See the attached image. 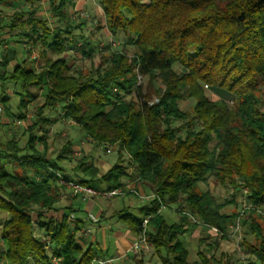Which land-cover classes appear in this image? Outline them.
Returning a JSON list of instances; mask_svg holds the SVG:
<instances>
[{
  "label": "trees",
  "instance_id": "obj_1",
  "mask_svg": "<svg viewBox=\"0 0 264 264\" xmlns=\"http://www.w3.org/2000/svg\"><path fill=\"white\" fill-rule=\"evenodd\" d=\"M40 1L0 0V7ZM69 3L48 0L52 16L65 27L50 43L47 20L36 8L0 17V46L3 35L43 45L38 71L17 65L5 72L6 62H0L1 82L34 87L43 98L24 131L25 144L19 147L11 139L2 148L8 150L0 152V212L8 215L1 225L0 264H92L97 257L77 241L85 221L71 219L72 209H63L56 218L45 216L56 211L58 195L50 182L58 177L55 166L35 149L39 143L46 148L44 126L50 119L44 111L56 104H61V119L73 122L95 145L114 146L127 156L126 165L119 154L103 174L82 158L77 170L89 180L77 183L120 188L121 177L132 169L151 186L155 198L139 208L138 217L129 211L118 216L134 235L149 217L145 236L160 264H229L212 253L217 243L210 242L205 231L215 228L226 234L241 208L227 212L229 206L239 207L233 198L217 202L208 190L202 191L199 186L210 179L246 192L251 209L241 210L247 216L241 225L250 240L244 239L243 246L253 256L249 264H264L258 213L264 214V0H98L104 28L112 38L124 35L123 48L129 46L132 52L101 54L99 64L87 73L71 72L62 57L71 34ZM80 50L85 59L95 55L89 42ZM138 77L147 80L146 86ZM204 86L222 90L231 101L211 100ZM33 98H20L18 120L24 119ZM184 101L193 104L182 110ZM7 163L21 168V174L9 172ZM27 168L49 169L52 175L35 181ZM160 205H174L179 221L168 223ZM191 218L205 226L194 262H188L181 238L183 224Z\"/></svg>",
  "mask_w": 264,
  "mask_h": 264
},
{
  "label": "rangeland",
  "instance_id": "obj_2",
  "mask_svg": "<svg viewBox=\"0 0 264 264\" xmlns=\"http://www.w3.org/2000/svg\"><path fill=\"white\" fill-rule=\"evenodd\" d=\"M93 2L96 4L98 3V0L90 1L91 4H93ZM13 7L14 8H11L10 10L0 7V17H5L7 19L14 13L31 11L33 9V7H28L26 9L24 4L22 3H17V5L16 6L13 5ZM35 8L39 10L38 11L39 14L37 15L47 20L48 27L50 30L63 27V25L59 24L57 22V19L54 18L51 12L46 8V0L41 2L39 5L38 4L35 5ZM66 10L68 14L69 26H70L72 33L82 36V38L86 39L87 42L92 43L93 48L95 50V55L93 56L92 59H85L84 57H82V53H80L79 51H76L78 52L79 58H74L73 60V59H70L71 58L70 56L67 57L66 60L69 63V67H71V72H75L77 70L83 73H87L90 69L95 68L99 64L101 54L108 55L109 53L119 52L122 49L123 50L125 49L127 51L126 53L130 56L132 52L131 48L129 46L127 48H123L124 47V37H125L124 35H119L118 38L116 39V38L109 37L108 32L102 31L101 24L103 23V21L101 19V15L99 17L95 16L94 14L91 15L90 12H87L85 9H76L74 6L72 7L70 3L67 5ZM84 39H82L81 41H83ZM48 41H50V39H47V42ZM18 43L19 44H15V46H16V49L21 51L20 52L21 56L19 58V65H23V63L20 64V61L22 59H25V52L24 50H22V46H21L22 43L20 42ZM82 43L83 42H80L79 47H81ZM69 44L70 43L68 42V45ZM40 46L41 45L39 44L35 46L31 44H25L23 46L26 50L30 51L29 56H32L35 58V60H33V63H31V65L34 69H36V71L39 70V66L41 65V58L39 54V50H41ZM69 53H71L69 55H72V52H69ZM50 57L53 60L56 59V56L54 57L50 56ZM24 66L27 69L30 68L29 63L27 64L25 63ZM138 80H139L138 81L139 83H143L144 86H146V83H147L146 79H143V80L138 79ZM8 86L9 85L7 84L0 83V100L6 96L8 97L6 108L11 113L16 112L17 105L19 103V99L21 95L32 94L34 97L32 102L29 104L27 108V117L25 120L13 122L11 124L10 130L8 129L6 130L2 128L0 130V145H3L4 143H6V141H8L9 139H13L14 141H16L19 147H22L25 144L26 138H27V136L24 135V131L26 130V127L31 124L30 119L34 118V114H35L34 108L38 105L43 104L42 91L37 90L36 88H33V87H28V86L24 87L20 83H17L16 85L11 84L10 86L12 87V89H9ZM203 89L207 97H209L211 100H217L218 98H220L223 101L230 102L232 99V96L223 92L222 90H218V89L210 90L209 88H203ZM153 100L156 101L155 98ZM191 104H193V101H184L180 104V109L186 110L191 106ZM59 106L60 107H57V109L55 110L56 116L59 115L61 104ZM0 108H2V104H0ZM44 115L47 117H51L52 115H54V113L52 112V109L51 111L47 109L44 111ZM71 123H72L71 121H67V120L65 121L62 119L58 123H50L44 126L45 142H46L45 149H46L47 155L50 154L51 158L57 155H60V154L64 155L63 157H68V159H71V161L73 160L72 162H70L71 164L75 163V161L81 158L95 161L97 163H99L98 160L100 161L110 160L112 161V164L115 162L114 160H115L116 155L114 153L116 151V147L109 146V145H105V146L95 145L89 139L86 140L84 133L78 127H71L72 125ZM41 132L42 131H40L38 135H42ZM76 132L78 134L73 135ZM67 143H71V146H68ZM73 147H76L74 149H80L79 151L81 152L78 151L79 153L75 155L73 153H63V154L61 153L62 149H65V148L73 149ZM37 148H38V145H37ZM48 161L52 162V160L50 159H48ZM60 166L65 167V165L63 164H60ZM98 169L101 174L104 173V170L101 168L100 165ZM8 171L11 172L10 170ZM46 171L48 174H50L51 172L49 169H47ZM57 174L59 175V177L69 179V180H74L75 178L72 176L71 173H68L67 170L65 169L58 170ZM93 186L98 188V186L100 185L95 183L93 184ZM199 188L202 191L208 190L215 197L217 202H222L224 199L230 200L231 198H233V200L239 205V207L229 206L226 208L227 212H229L231 209L236 210L237 212L239 211V208H241V210L245 209V211H248L249 209H251L247 207V202L245 199L246 192L242 193L240 188L237 190H234L231 187H227V188L221 187L212 179L208 180L205 184H201ZM105 201L106 200L96 199L95 203L101 204L102 207H104L108 205L107 201L106 202ZM130 202H134L133 198L115 197L114 199L111 200L110 203L116 205L118 209H121L123 206H129ZM135 202L133 204V207H131L130 211L133 215L138 217L139 212L137 211L136 208L139 206H142V204L140 205L138 203L139 204L138 205ZM244 206L246 208H244ZM83 207H84V204H81V208ZM172 207L173 209L164 206V209L161 210V214L164 216V218L166 219L168 223L176 222L175 214L177 213H175V210H174L175 206L173 205ZM241 210L239 213L240 217L236 219L233 224H231V227L228 228V231L226 234H222L220 232L216 233L212 229H209L211 231L209 233L208 231H205L206 233L209 234V237H208L209 241L210 242L215 241L217 243V247L213 249L212 253L215 255L217 259H220L223 263H227L228 261L229 264H249V262L253 260V256L248 254L246 251V247L243 246V243L245 242L244 239H246V241H249L250 238L247 235L246 228L242 227L241 225V221L247 217L245 213L242 214ZM258 213H259L260 222L262 224V228L264 231V214L260 212ZM89 214H91L92 216L96 215L94 211H91V213L87 214L86 218H88ZM5 216H7L5 213H0V224L3 221ZM177 216L179 215L177 214ZM236 223H238L237 226H236ZM197 226L200 227L201 229L200 235L198 237L199 239L204 234L202 228H205V226L201 224ZM184 239L182 238V240ZM187 240H188V245L190 247L195 245L194 239L190 240L188 238ZM185 245L188 250V258H187L188 262H194L196 259L195 258L196 249L195 248L192 249L188 247L187 244ZM199 248L200 247L198 245V249ZM150 251H149L150 255H148V257L143 256V258L148 264H154L153 261L156 260V257L154 255V251L152 250V248Z\"/></svg>",
  "mask_w": 264,
  "mask_h": 264
},
{
  "label": "crops",
  "instance_id": "obj_3",
  "mask_svg": "<svg viewBox=\"0 0 264 264\" xmlns=\"http://www.w3.org/2000/svg\"><path fill=\"white\" fill-rule=\"evenodd\" d=\"M43 1H45V0H41L40 3ZM90 1L91 0H70V4L72 5V7L74 6L76 9H85L87 12H90L91 15L94 14L95 16H98V17L101 15V19L103 21V23L101 24L102 25V31L107 32L106 29L104 28V18H103V14H102V11H101L98 3L95 4L93 2V4H91ZM22 4H24V3H22ZM13 5L16 6L17 3H12V4L8 5L7 7H2V8L10 10L11 8H14ZM35 5H37V4H34V5L24 4L26 9L28 7L35 8ZM46 8L50 11V8L48 5V0H46ZM37 14H39V13H37ZM59 24H61V23H59ZM62 25H63L62 28L59 27V28L50 30L51 36L48 38V39H50V41L47 42V40H46L47 43L51 42L52 37L54 36V34L56 33L57 30H63L65 28L64 24H62ZM47 26H48V23H47ZM70 31H71V29H70ZM61 34H62V32H61ZM63 37H66V35L63 34ZM109 37H110V35H109ZM67 39H68V42L70 44L68 45L67 53L62 55L63 58L66 59L69 56L71 57L70 59H73V60H74V58H79L78 52H76V51H79L81 53V50L79 47L80 42H84V41H86V39L82 38V36L73 34L72 31H71V34H69V36L67 37ZM82 39H84V40L81 41ZM2 40L4 41V43H3V45L0 46V62L1 61L6 62L5 72H9L15 66L19 65V58L21 56V53H20L21 51L16 49L15 44H19L18 42H20V41H18V39H16L15 37H10L8 35H3ZM20 43H22V42H20ZM38 44L41 45L39 42H38ZM90 44L92 45V43H90ZM24 45L25 44L22 43L21 46H22V50H24V52H25V59H22L20 61V64L23 63V65H25V63L26 64L29 63L30 68H33L31 63H33V60H35V58L32 56H29L30 51L26 50L23 47ZM40 47H41V49H43V45H41ZM69 52H72V55H69V54H71ZM71 63H72V61H71ZM68 66H69V63H68ZM1 71H2V69L0 67V73H1ZM0 83H4V84L9 85L8 86L9 89H12V87L10 86L11 84L12 85L17 84V83L10 82V81H4V82L0 81ZM30 95H32V94H30ZM22 96L27 97V95H21L20 98ZM3 99H6V100L4 102H2L1 100H3ZM3 99L0 100V104H2V108H0V130H1V128L6 129V130L7 129L10 130L11 124L13 122L21 121V120H18V118H16L19 111L17 108L16 112L11 113L5 106V105H7L8 97L6 96ZM29 104H28V106H29ZM28 106H27V108H28ZM17 107H18V105H17ZM57 107H60L59 104H56L54 109H52V112L54 113V115H52L51 117H47L44 115L45 117L50 119L49 124L50 123H58L59 121L62 120L61 119V113H62L61 109H60L59 115L58 116L55 115V110L57 109ZM27 108H26L25 117L22 120H25L27 117ZM32 119H30V120L32 121ZM71 124H72L71 127H77L73 122ZM27 127H26V129H27ZM39 133H37V135ZM75 134H78V133L76 132L73 135H75ZM9 140H11V139H9ZM86 140H87V138H86ZM7 142L8 141H6V143ZM6 143H4L3 145H0L1 146L0 152H4V151L8 150V149H2V148H4V145H6ZM37 145H38V148H37ZM37 145H36L35 150L39 154L45 155L44 159L47 161V163L49 165L55 166V168H53V169H55L53 171V173L56 174L55 177L59 176L57 174L58 170L65 169V170H67L68 173H71L72 176L75 177L74 180L66 179L68 181L78 182L79 180H81L83 178L86 180H89V178L83 177L81 172L77 170V164L79 163L78 161H80L82 158L75 161V163L71 164L70 162H72L73 160L71 161V159H68V157H63L64 155L60 154V155H57V156L51 158V155L50 154L47 155L46 149H44V147L40 143ZM67 145L71 146V143H67ZM74 148H76V147H73V149H62L63 152L61 151V153L62 154L63 153H73L75 155V154L81 152V151H79L80 149H74ZM114 154L116 155L115 160H114L115 162L117 161L118 156L120 154V156L124 160L123 164L126 165L127 156L125 155L124 152L121 151V153H118V151L116 149ZM48 159L52 160V162L48 161ZM84 160L87 163L94 164L96 167H99V165H100L101 168L104 170V172L108 171L115 164V162L112 164V161H110V160L109 161L108 160L107 161L98 160L99 163H97L95 161L87 160V159H84ZM60 164L65 165V167H61ZM6 167L8 170H10L12 172H16V173L21 174V171H22L21 168L14 167L11 163H7ZM25 170L27 171L28 176L30 178H33L35 181L47 178V177L52 175L51 170H50L51 171L50 174H48L46 171L47 169H43V168H36V169L27 168ZM127 172L128 173L126 175L122 176L120 179V183H121L120 188L124 191L125 194L123 196H115V197L133 198L134 202L136 201L135 202L136 204L139 203L140 205L142 204V206L147 205L150 200L141 201L134 195V193H131V192H135L141 196H150L153 193L151 186L148 183L137 179L136 176L134 175L132 169L128 170ZM63 179H65V178H63ZM51 181H52V182H50L51 190L55 191L57 193L58 202L54 206V209L56 211H50V212L46 213L45 216L47 218H51V217L56 218V217H59L63 213V209L70 208L73 210V214H71V216H70L71 219H73V218L84 219V221H85L84 227L80 231H78L76 234V239L80 243V245L82 246L83 250H86L88 248L92 249V251L95 254H97V257L95 259H98L101 261L102 260H110V263H108V264H113V263L123 262V261L134 262V261H139V260L143 261L144 264H148L145 261V259L143 258V256L148 257V255H150L151 247L147 243V246H148L147 249L140 248L138 252H133L131 247H132L133 243L135 242V240L137 239V235H134L130 231V229L127 227V225L122 220L119 219V216H118L119 214L125 213L126 211H129L131 213L130 210H131V207H133L134 202H130L129 206H123L121 209H118L116 205L110 203L111 200L114 199L115 197H112V198L88 197V198L84 199L81 196H73L71 194V191L68 188L59 185L58 180L51 179ZM95 183L99 184L100 186H98V188L94 187L93 184H95ZM88 187L96 189V190H109L107 188V186L102 182H99V183L98 182H92V183L88 184ZM96 199L106 200L108 205L102 207L101 204L95 203ZM81 204H84L83 208H81ZM142 206H139L136 208L138 212H139V208ZM161 210H160V213H161ZM91 211H94L96 213L95 217L98 219L97 223H92L88 218H86L87 214L91 213ZM0 213H2V212H0ZM7 219H8V215L4 217L3 221L0 224V234H1V225ZM175 219H176V222L179 221V216H177V214H175ZM183 225H184L183 230H185V231L181 237L183 239L185 238L184 239V245L187 244V246L190 247L188 245L187 239L188 238L190 240L194 239L195 245L190 247V248L196 249L195 250V252H196V255H195L196 259L195 260H197V251H198V245H199L198 244V240H199L198 237L200 235L201 229L197 225L193 224L191 220L185 221ZM206 231H208V233L211 232L210 230H206ZM0 247H3V242L1 241V239H0ZM185 248H186V245H185ZM153 262H154V264H160V262L157 259L154 260Z\"/></svg>",
  "mask_w": 264,
  "mask_h": 264
},
{
  "label": "built area",
  "instance_id": "obj_4",
  "mask_svg": "<svg viewBox=\"0 0 264 264\" xmlns=\"http://www.w3.org/2000/svg\"><path fill=\"white\" fill-rule=\"evenodd\" d=\"M204 88H206V86H204ZM58 181H59V185L68 188L71 191V194L73 196H81L84 199L88 198V197L112 198L115 196H123L124 195V191L121 188H115V189H109V190H96V189L90 188L88 186L81 185L77 182L66 181L65 179H63L59 176H58ZM133 193L141 201L152 200L155 198V196L153 194L150 196H141L135 192H133ZM161 209H164L163 205H160V210ZM88 219L92 223L98 222V219L95 216H92L91 214L88 215ZM148 220H149V217H146L141 222V232L137 235V239L135 240V242L133 243V245L131 247L133 252H138L140 248L147 249V247H148L147 241H146V236H145V228H146ZM190 220L192 221V223H194L196 225L200 224L197 220H195L193 218H191ZM237 225H238V223H236V226ZM211 229L213 231H215L216 233L219 232L215 228H211ZM108 263H110V260H102V261L98 260V259L92 260V264H108Z\"/></svg>",
  "mask_w": 264,
  "mask_h": 264
}]
</instances>
